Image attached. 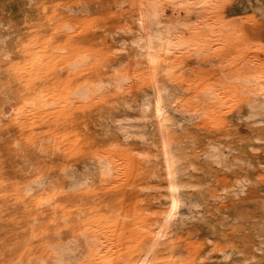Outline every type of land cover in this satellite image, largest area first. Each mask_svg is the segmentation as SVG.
Returning <instances> with one entry per match:
<instances>
[{"label": "rangeland", "instance_id": "374dc122", "mask_svg": "<svg viewBox=\"0 0 264 264\" xmlns=\"http://www.w3.org/2000/svg\"><path fill=\"white\" fill-rule=\"evenodd\" d=\"M140 1L0 0V74L23 86L21 104L0 112L17 137L0 145L95 167L103 157L112 170L70 190L34 188L39 168L0 169V264H264V111L244 82L264 80V0L183 10L190 28L174 36L192 44L153 69L120 42ZM59 69L68 74L47 88ZM79 87L93 89L84 102ZM156 88L161 117L142 108ZM59 165L47 173L73 168ZM13 174L35 179L14 185ZM68 238L79 251L62 260L53 246Z\"/></svg>", "mask_w": 264, "mask_h": 264}, {"label": "bare ground", "instance_id": "6f19581e", "mask_svg": "<svg viewBox=\"0 0 264 264\" xmlns=\"http://www.w3.org/2000/svg\"><path fill=\"white\" fill-rule=\"evenodd\" d=\"M201 1L202 0H141L140 1L141 6L139 7L140 9L137 11L136 18L134 17L135 22H136L135 23L136 24V28L127 31L128 32L127 35H126L127 38H125L124 41L121 40L120 42L123 44V47L125 46L126 48H128V50L131 52V54L134 56V58H140L141 59L140 61L144 62L149 68L153 69V68L157 67V65L159 66L161 63L166 62V60L170 57V54L173 52V50H176V48L178 50L179 47H181V49H182L183 48L182 46L189 45L188 43L192 44L191 36H186L185 35L183 38H181L179 40H176L177 36L176 37L174 36V35H176L175 29L177 27H180V28H182V30H185V31L189 30V28H190V24L188 23L189 21L187 22V21L183 20L184 18L182 16V11L183 10L184 11L185 10L189 11L191 6H192V9H194L193 7L199 6ZM168 7L172 8L171 10H173V12H174L172 15L168 14V10H167ZM193 11L194 10H192V13H193ZM130 27H129V29H130ZM178 29H176L177 30V35H178V32H179ZM185 31H183V32H185ZM118 44H120V43H118ZM122 48H120V49H122ZM177 53H178V51H177ZM78 60H80V59H78ZM251 78L252 77L248 78V76H247V78L245 77V80L243 79L244 82L246 83V86H247V89H248L247 92H248L249 96L252 97L251 98V104L253 106H257V107L261 108L264 111V80H260V79L253 80ZM238 83H240V81ZM245 83H243V84H245ZM83 85H84V83H83ZM235 86H236V84H235ZM241 86H242V84H241ZM242 87H244V85ZM236 88H237V86H236ZM163 91L161 89H159V88H156V90L154 91L155 93L153 94V100L149 101V99H148L144 103V105L142 107L143 111H145L147 109V107L149 106V104L151 102V103H153V107H154L156 113L158 114V117H161L163 115L162 98H161V93ZM91 92H92L91 88H80L77 91V94L79 96H81L83 99H88L89 95H91ZM239 93H242V92L239 91ZM63 99H65V98H63ZM81 101H83V100L81 99ZM61 102H59V103H61ZM30 103L31 102H29V104ZM47 108H46V110H47ZM161 127H162V125H161ZM165 155H166V167H167V170L170 172L169 151L166 148H165ZM97 165H98V168H99L98 170H100L101 175L105 176V178L112 171L110 162L107 159L103 158V157L102 158L100 157V159L97 162ZM35 169H37V168H35ZM93 170L91 169V172ZM61 171H62V169H61ZM75 172H73V173H75ZM88 172H87V174H89ZM91 172H90V174H91ZM95 172H96V170H95ZM234 172H232L231 174H234ZM211 173H213V172H211ZM50 174H52V173H50ZM70 174H72V173H70ZM44 175H45V173L43 174V176ZM75 176H76V174H75ZM77 176L79 177V175H77ZM37 177H39V176H37ZM45 178H47V177H45ZM32 179H34V177ZM58 179H59V177H58ZM4 180H6V179H4ZM51 180H52V178H51ZM64 180L65 179L63 178V181ZM13 181H14V179H13ZM30 181H32L31 178H30ZM49 181H50V178H49ZM59 181H61V180H59ZM77 181H78V184L71 185L70 188L78 189V188H81L82 186H86L89 183L88 176L86 174L84 175V173L80 175V180H77ZM16 182H18L17 179H16ZM74 182L76 183V181H74ZM45 184H43V185H45ZM35 185H34V188H35ZM30 186H31V184H30ZM171 188H172V192L170 194V199H171V204H172V206H171L172 207V212L171 213H173L179 208L181 198H180V195L177 192L176 187L172 185ZM162 235H163L162 232H160L159 236H162ZM86 236H87V234H86ZM65 242L66 243L63 242L64 244H55L54 246L52 245L53 249L56 251V253L59 254L58 257L61 258L62 260L64 258H67L69 260H73V259L77 258L76 256H77V253L79 251V246L80 245L78 246L76 239L73 238V239L69 240V238H68V241H65ZM88 243H89V240H88ZM86 244H87V242H86ZM83 248H84V246H83ZM51 252H53V250H51ZM47 257H48V255H47ZM52 260H54V259H52ZM148 261H149V258L146 257L140 262V264H147ZM42 262L45 263V259ZM64 264H66V263H64Z\"/></svg>", "mask_w": 264, "mask_h": 264}, {"label": "crops", "instance_id": "0c3cea01", "mask_svg": "<svg viewBox=\"0 0 264 264\" xmlns=\"http://www.w3.org/2000/svg\"><path fill=\"white\" fill-rule=\"evenodd\" d=\"M260 39L264 41L262 37H260ZM76 73H78V71H76ZM66 74H68V69H59L57 71H51L46 80V87L51 88V87L60 85L61 84L60 80L64 79ZM22 89H23V86L21 83H18L16 81H12V82L9 81L8 74L6 73L0 74V112L2 111V109L4 111H9L11 107H16L21 104L20 91ZM91 95H92V92H91ZM91 95H89V98L91 97ZM76 97L78 99L84 100L78 94ZM79 126L80 125L77 124L75 127L77 128ZM0 127H1L0 128V140L10 142V141H13V139L17 137V134H18L17 129L12 127L11 119L9 117H6V118L0 117ZM2 127L4 128L3 130H1ZM8 142H6V144L0 145V156H2L3 158V162L0 163V169H4L7 171L20 169V168L36 170L35 168H38V167L39 169H42V170L44 169L46 171L45 176L43 178H40L38 182L32 183L33 185L35 184L42 185L44 187L62 186V187L70 188L71 185L78 184L77 180H80V175L84 173V175L86 174L88 176L89 183L86 186H82V187H87L89 185H92L94 178H96L95 170L99 169L98 165L96 163V167H95L94 164H92V162L89 159H84V160L74 159L70 162L65 161L63 158L60 160L58 159L54 160L51 158V155H52L51 153L53 152H50V151L46 152L45 150L40 151L39 150L40 147H37V146L35 147L33 146L14 147V146L9 145ZM17 154H24V155H27V157L25 159H21L15 156ZM53 163L61 164L59 165L61 168H64L65 164L70 165V163H73L72 165L73 168L70 171H68L69 173L68 172L60 173L59 171H56L55 173L52 172V174H50L51 172L47 173V170L50 168V166ZM91 169L92 170L94 169V170L91 172ZM98 171L100 172V170ZM87 172L89 174H87ZM77 175H79V177ZM33 177H34V174H28V175H23V176H18V177L15 174H13L11 179L12 181L14 179V181L11 182V184H14V185L28 184V181L30 180V178L31 180H33L32 179ZM49 178H50V181H49ZM63 178L65 179L64 181H63ZM16 179L18 180V182H16ZM74 181H76V183ZM70 190H75V189L70 188Z\"/></svg>", "mask_w": 264, "mask_h": 264}]
</instances>
